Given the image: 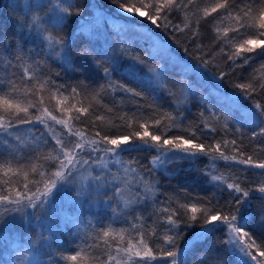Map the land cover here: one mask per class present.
Returning a JSON list of instances; mask_svg holds the SVG:
<instances>
[{
    "label": "trees",
    "instance_id": "1",
    "mask_svg": "<svg viewBox=\"0 0 264 264\" xmlns=\"http://www.w3.org/2000/svg\"><path fill=\"white\" fill-rule=\"evenodd\" d=\"M121 2L139 4V0ZM235 2L239 4L241 0ZM61 3H71L72 11L79 10L80 15L66 18L59 27H54L56 19L64 15L57 8ZM33 17L38 18L35 24ZM170 19L174 25L179 24L183 28L185 21L182 14ZM233 23L230 19H217L212 24L201 20L199 35L193 37L192 32L196 27L194 20L190 28H183L182 31L157 28L146 17L125 16L113 0H0V77L4 78L6 85L14 82L22 87L26 80L24 68L28 65L34 68L33 60L38 61L43 79L61 86L62 96L69 97L65 107L68 104L79 107L77 100L82 99L89 113L104 117V120H96L95 123L92 120L87 123L76 122V126L89 136L94 137L95 131L112 136L126 135L143 121L149 123L151 131H156L152 123L155 119L165 113L177 115L179 109L183 128L165 130L168 137L189 135L188 130L195 129L198 135L203 133L202 138L209 142L212 139L223 142L236 138L233 133L240 129L248 153L256 160H264V141L260 137L248 140L253 125L249 122L241 127L246 114L256 110L254 104L264 103V92L258 90L249 96L245 95L244 90L235 87L236 83L245 82L252 76L259 82L261 75L252 73L253 64L256 61L264 62V58L255 59L249 65L235 70L230 68L232 61L225 54L229 49L221 51L216 28L219 27L222 34V30ZM44 28L53 35L63 36L68 42L66 58L65 53L58 57L48 47L44 40L48 32H44ZM18 45L24 49L22 55L26 63L17 58ZM83 50L89 54L82 55ZM105 68L110 73L111 85H124L140 95L134 97L131 93L109 86L103 77ZM224 72L229 74L219 79ZM161 81L166 83L162 85ZM97 85L102 87L98 88ZM73 87L80 91V97H71L70 90ZM41 94L45 97L44 105L59 115L55 99L47 91ZM28 99L35 102L37 97L29 96ZM30 111L35 112V109ZM167 123L165 120L160 128L164 129ZM204 124L216 131L209 133L204 129ZM225 124L231 132L225 129ZM29 127L25 126V130L19 133V142H12L18 160H23L25 164L36 163L37 172L55 170L56 162L43 159L51 151L54 140L43 126L37 125L35 134L48 140L47 145L37 150L33 133L26 130ZM53 127L58 133L63 131L59 125ZM65 139L66 142H75L77 138ZM222 150L232 154L230 146L223 148V143ZM28 153L31 155H26ZM156 155L158 153L154 149L141 148L124 153L123 159L135 161L134 166L139 174L157 185L155 197L158 204L149 202L146 206L124 208L121 197L113 194V177L107 172L104 173L105 186L97 188L98 182L92 177L101 170L93 165L85 166L87 170L82 169L76 174L74 181L59 184L53 194L46 198L48 203L39 209L24 207L20 213H4L3 206H0V264H85L81 256L76 261L67 258L77 255L81 250L93 256L101 254L105 239L115 247L119 243L118 238L102 237V229L109 227L117 232L121 228L129 230L125 241L130 235L143 232L144 239L157 249L159 256V252L166 250L167 245L162 238L166 228L161 220H157L158 215L164 214L158 213V208L168 206L177 209L179 204L185 202H204L209 199L218 200L223 207L226 201L231 200L229 193L222 192L223 186L217 187V182L211 180L209 173H223L229 182L238 176L242 186L252 190L248 198L250 203L242 205L239 214L245 218L246 230L257 244L264 241V228L257 225L264 215V194L256 191L264 184V177L258 175L260 170L248 169L244 172V166L230 165L224 161L215 162L213 167V161L204 156L177 161L164 157L167 161L165 164L154 166L151 161ZM9 159L6 148H0V164ZM11 163L13 167L18 166L16 161ZM41 164L43 169L39 167ZM110 168L117 174L121 187H124L122 168L114 165H110ZM10 178L14 181L13 187L23 190L22 176H13L11 172L8 177L0 172V188ZM36 178V174L30 173L29 180ZM127 180L135 183L131 174ZM29 186L33 187L31 183ZM124 199H127V192L124 193ZM113 209L116 211L113 212ZM180 211L183 213L182 209ZM130 212L132 215L125 222V215ZM186 215L181 217L182 235L178 240V246L182 249L181 264H243L238 249L225 243L228 238L223 231L213 232L211 226H202V213H197L198 219L191 222L190 226H185L183 220ZM140 216L144 218L143 223L139 228L132 229V223H140L135 217ZM153 221L156 223L153 224ZM152 227H156L161 234L159 237L152 236ZM244 242L247 243V239ZM251 251L253 255L259 254L255 246Z\"/></svg>",
    "mask_w": 264,
    "mask_h": 264
},
{
    "label": "snow or ice",
    "instance_id": "2",
    "mask_svg": "<svg viewBox=\"0 0 264 264\" xmlns=\"http://www.w3.org/2000/svg\"><path fill=\"white\" fill-rule=\"evenodd\" d=\"M113 3H117L118 10L122 11L125 16L146 17L151 25H155L157 28H170L174 32L182 31L183 28H190L194 20L196 27L192 32L193 37L199 35L201 20H206L208 24H212L217 19H230L234 23L230 27L224 28L222 34L221 29L216 28L217 40L221 42V51L223 52L225 48L229 49L225 54L228 60L232 61L230 68L235 70L249 65L255 59L264 58V0H248L247 3L241 0L239 4L235 0H139V4L113 0ZM57 8L64 15L56 19L54 27H59L66 18L80 15L79 10L72 11L73 5L71 3L67 5L58 4ZM180 14L183 15L185 21L183 28L179 24L174 25L170 19ZM217 14L219 15L217 16ZM210 17L211 20L208 19ZM37 19V17H33L34 24ZM43 31L48 32V29L44 28ZM229 33L236 35L232 36ZM44 40L58 57L65 53L68 42L63 36L48 32L44 36ZM197 47L200 46L197 45ZM23 51V47L18 45L17 58L26 63L23 60ZM254 53L255 56L252 55ZM81 54L88 55L89 53L87 50H83ZM64 58H66V53ZM33 64L35 65L34 68L32 65H28L23 70L26 80L22 87H18L14 82H8L6 85L4 78L0 77V93H3L0 95V148H6L10 157L6 163L0 164V172H3L5 177H8L11 172L13 176H22L23 179V190L19 187H13L14 181L11 178L3 182V187L0 188V206H3L4 213H20L24 207L39 209L48 203L46 198L53 194V190L57 189L59 184L74 181L76 174H79L82 169L86 171L87 167L93 165L101 170L92 177L98 182L97 188L105 186L104 173L107 172L113 177L115 185L113 194L121 197L124 208L133 205L146 206L149 202L158 204L159 201L155 197L157 185L146 176L139 174L137 167L134 166L135 161L123 159L124 153L141 148L154 149L158 153L151 161L154 166L165 164L167 161L164 157H167L168 160L177 161L204 156L213 161V167H215V162L224 161L230 165L244 166L242 169L244 172H247L248 169H258L260 170L258 175L264 177V160H256L248 153L240 129H236V133L239 135L233 133L236 138L223 142L216 139L209 142L206 138H202L203 133L198 135L195 129L188 130L189 135L168 137L165 130L183 128L179 109L177 115L165 113L161 118L155 119L152 123L157 129L156 131H151L149 123L143 121L139 123L138 128L126 135L112 136L102 134L101 131H95V138L89 136L86 131L76 126V122L87 123L88 120H92L95 123L96 120H104V117L89 113V108L84 105L82 99L77 100L79 107L76 104H68L65 107V101L69 97L62 96L61 86L56 85L53 81L43 79L44 74L39 62L33 60ZM205 66H207V62H205ZM257 71L261 73L259 82L255 76H252L245 82L236 83L235 87L244 90L245 95L249 96L258 90L264 92V63L260 64ZM228 74V72L222 73L219 79L222 80ZM103 77L109 82V86L118 88L124 93H131L134 97L140 95V93L124 85H111L110 73L106 68L103 70ZM165 83V81H161L162 85ZM97 87L102 86L97 85ZM6 88L7 90H5ZM45 91L52 99H55L56 111L59 112V115L44 105L45 97L41 93ZM70 92L74 99L81 95L75 87L71 88ZM29 96L37 97L36 101L29 100ZM30 109H35V112L30 111ZM254 109L258 111H249L243 118L241 127L250 122L253 127L248 140H255L260 137L264 141V103H255ZM165 120L168 123L164 125V129H161L160 126ZM37 125L43 126V129L54 140L51 151L44 155L43 159L56 162L55 170L37 172V164H25L23 160H18L16 151L11 146L13 141L19 142L21 140L19 133L25 130V126H31L26 130L33 133L37 150L47 145V139H42L35 134ZM53 125H59L63 131L58 133ZM129 127H131V123H129ZM203 127L209 133L216 131L215 128H211L207 124H204ZM225 129L231 132L227 124H225ZM65 137H76L77 139L75 142H66ZM9 138L12 139L9 140ZM222 143L223 148L230 146L232 154H226L222 150ZM53 152L56 154L53 155ZM101 153L103 155H99ZM93 154L97 155L93 158ZM26 155H31V153ZM36 159L39 160L40 157L37 156ZM12 161H16L18 166L13 167ZM110 165L122 168L124 187H121V182L117 179V174L112 172ZM39 167L43 169L42 164ZM30 173L36 174L38 178L29 180ZM129 174L135 178V183L127 180ZM209 175L212 181L217 182V187L223 186L221 191H227L231 200L226 201L223 207L220 206L218 200L209 199L204 202H185L179 204L177 209L168 206L158 208L157 212L164 214L163 216L158 215L157 220H161L166 228L162 238L167 245V249L160 251L159 256L157 249L150 246L149 242L144 239L143 232H139L135 236L130 235L125 241V235L129 230L121 228L117 232L109 227L106 230L102 229V237L118 238L119 243L115 247L105 239V248L101 254L93 256L81 250L77 255H72L67 259L76 261L78 256H81L85 260V264H154V262H158V264H181L182 249L178 246V240L182 235L181 217L187 214L183 222L185 226H190L191 222L198 219L197 213H202V226H211L213 232L223 231L228 238L225 243L237 248L245 258L250 257L251 260L257 261V264H264V262L257 260V256L253 255L251 251L255 246L259 250V256L264 257V241L257 244L256 239L246 230L245 218L239 214L241 206L250 203L248 198L252 190L243 187L238 176L233 182H229V178L223 173H209ZM30 183L33 187L29 186ZM41 184L43 185L42 188L40 187ZM256 191L264 194V184H261ZM125 192H127V199H124ZM104 194L106 195V193ZM8 205H15V207L9 208ZM181 209L183 213L180 211ZM115 211L116 209H113V212ZM131 215V212L125 215V222H127V217ZM135 220L140 221V223H132V229L139 228L144 218L142 216L135 217ZM155 223L156 221H153V224ZM257 225L264 228V215L260 217ZM151 234L153 237L161 235L157 232L156 227L151 228ZM245 239H247V243L244 242ZM243 264H248V261L244 260Z\"/></svg>",
    "mask_w": 264,
    "mask_h": 264
},
{
    "label": "bare ground",
    "instance_id": "3",
    "mask_svg": "<svg viewBox=\"0 0 264 264\" xmlns=\"http://www.w3.org/2000/svg\"><path fill=\"white\" fill-rule=\"evenodd\" d=\"M261 63H264V62H255L254 64H253V70H252V73H256V74H259V75H261V73L260 72H258L257 71V69L259 68V66H260V64ZM245 70V69H244ZM242 74H243V72H242ZM72 250V249H71ZM72 252H74V249L72 250ZM71 252V253H72ZM256 256H257V260H259V261H261V260H264V257H260L259 256V254H256ZM239 257L241 258V255L239 254ZM241 260H242V262L244 261V258H241ZM257 262V261H256Z\"/></svg>",
    "mask_w": 264,
    "mask_h": 264
},
{
    "label": "rangeland",
    "instance_id": "4",
    "mask_svg": "<svg viewBox=\"0 0 264 264\" xmlns=\"http://www.w3.org/2000/svg\"><path fill=\"white\" fill-rule=\"evenodd\" d=\"M239 252V251H238ZM240 253V252H239ZM18 255H22V254H18ZM240 255H241V258H244V260H247L248 261V264H257V262L256 261H253V260H251V258L250 257H247V258H245L244 256H243V254L242 253H240ZM17 257V256H16ZM20 257H18L17 258V260L19 259ZM261 262H264V261H262L261 260Z\"/></svg>",
    "mask_w": 264,
    "mask_h": 264
}]
</instances>
